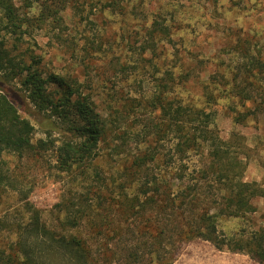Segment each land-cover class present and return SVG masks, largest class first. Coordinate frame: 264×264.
I'll return each instance as SVG.
<instances>
[{
	"label": "trees",
	"instance_id": "obj_1",
	"mask_svg": "<svg viewBox=\"0 0 264 264\" xmlns=\"http://www.w3.org/2000/svg\"><path fill=\"white\" fill-rule=\"evenodd\" d=\"M70 7L84 18L87 8L126 14L138 5L0 0V264H173L196 239L264 264V228L226 233L220 227L222 218L256 212L255 199L264 198V184L245 180V137L233 132L223 139L212 112L177 88L195 76L197 62L217 53L192 57L190 42L175 43L172 25L153 19L139 54L161 58L162 66L170 56L174 64L158 70L162 76L146 96L101 106L91 83L48 71L34 49L20 47L51 26L53 38L81 64L105 50L90 35L76 40L67 31L63 12ZM220 52L203 95L208 105L223 96L236 99L244 110L231 105L233 121L245 124L264 110V52L247 38L227 41ZM17 80L20 91L6 86ZM22 112L46 126L44 137L35 139L36 127ZM10 156L76 173L77 183L54 206L55 224L30 200L32 187L23 185ZM16 210L22 217L11 218Z\"/></svg>",
	"mask_w": 264,
	"mask_h": 264
},
{
	"label": "rangeland",
	"instance_id": "obj_2",
	"mask_svg": "<svg viewBox=\"0 0 264 264\" xmlns=\"http://www.w3.org/2000/svg\"><path fill=\"white\" fill-rule=\"evenodd\" d=\"M134 3L138 8L135 11L130 8L126 14L118 12L96 14L95 9L91 13L87 8L85 17L81 18L74 13L72 7L63 12L67 31L76 40L90 35L96 43L104 44L102 49L105 50L94 53L85 65L81 64L79 57L73 55L65 44L53 38L51 26L36 32L33 40L29 38L20 46L21 50L24 51L27 47L34 49L42 57V63L48 71L76 76L86 83H91L96 101L101 106L110 102L117 104L126 98L146 96L153 91L157 78L162 76L158 70L165 71L164 69L174 64V60L169 56L166 64L162 66L161 58L149 53L144 56L139 54L138 50V43L153 19L169 23L173 27L175 43L183 44L182 41H185L186 45L190 42L192 57L196 55L209 57L217 53L215 60L197 62L195 76L186 84L178 86V90L196 106L212 112L215 118L214 125L223 139H228L233 132L245 137L247 156L245 180L264 184V110L251 116L245 124H237L233 121L231 105H237L239 110H244V107L238 104L236 99L223 96L219 97L216 103L208 105L203 95V87L209 73L213 71L215 61L222 53L221 48L227 41L247 38L257 49L264 52V0H134ZM6 86L17 91L21 88L18 80L6 83ZM246 107L254 109V104L247 102ZM22 114L34 123L35 139L44 137L46 126L39 125L36 118L28 113ZM127 117L132 119L133 114ZM53 132L55 136L62 137L60 130ZM7 160L11 166L17 168L20 166L19 172L25 183L23 185L26 188L32 187L30 200L42 210V217L48 224H55L57 212L54 206L64 191L71 185L74 186L76 173L73 175L60 173L48 160L29 159L21 162L15 156H10ZM100 163L108 167L105 160H101ZM84 183L86 185L88 182ZM8 200L15 204L13 198ZM255 204L256 212L244 217L222 218L220 227L226 233L264 228V198H256ZM20 217L21 210H16L11 218ZM173 264L262 263L246 253L219 250L209 241L196 239L182 246Z\"/></svg>",
	"mask_w": 264,
	"mask_h": 264
}]
</instances>
